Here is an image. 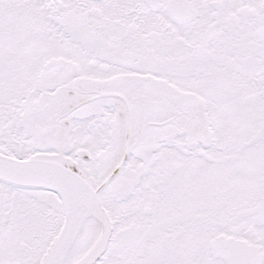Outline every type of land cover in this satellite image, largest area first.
Wrapping results in <instances>:
<instances>
[{
	"label": "snow or ice",
	"instance_id": "snow-or-ice-1",
	"mask_svg": "<svg viewBox=\"0 0 264 264\" xmlns=\"http://www.w3.org/2000/svg\"><path fill=\"white\" fill-rule=\"evenodd\" d=\"M0 264H264V0H0Z\"/></svg>",
	"mask_w": 264,
	"mask_h": 264
}]
</instances>
